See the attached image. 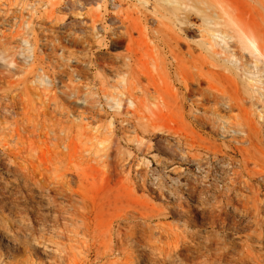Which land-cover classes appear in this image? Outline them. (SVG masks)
I'll use <instances>...</instances> for the list:
<instances>
[{
	"label": "rangeland",
	"instance_id": "374dc122",
	"mask_svg": "<svg viewBox=\"0 0 264 264\" xmlns=\"http://www.w3.org/2000/svg\"><path fill=\"white\" fill-rule=\"evenodd\" d=\"M164 1L0 0V149L9 151L0 150V264H148L149 250L162 256L185 233H200L192 244L204 248L207 218L197 214L224 188L264 202V139L237 143L241 135L230 129L246 125L243 114L254 108L243 93L232 104L229 72L220 63L214 69L209 58L187 54L189 47L194 56H206L201 40L209 31L202 21L217 10L202 15L178 8L185 0ZM230 1L264 28L256 0ZM173 38L181 41L175 46ZM175 52L184 55L180 64ZM197 69L217 72L209 86L190 81ZM109 97L120 99L117 109ZM64 189L87 222L58 238L54 219L65 217ZM177 204L192 210L177 216L170 211ZM130 210L143 212L145 224ZM124 213L128 219L120 222ZM233 218L240 219L227 209L222 219ZM130 221L140 224L137 236L144 232L145 244L123 235ZM252 228L235 235L216 228L215 237L238 249V238ZM250 243L252 255H264V245Z\"/></svg>",
	"mask_w": 264,
	"mask_h": 264
},
{
	"label": "bare ground",
	"instance_id": "6f19581e",
	"mask_svg": "<svg viewBox=\"0 0 264 264\" xmlns=\"http://www.w3.org/2000/svg\"><path fill=\"white\" fill-rule=\"evenodd\" d=\"M185 1L187 3H183V4H179V5L177 4L178 8H180V6L183 5L184 8H182V9H184V10L193 9L196 13H201L202 15H207V14H205V10H209L210 7L214 6L216 8L217 11H215L213 13V16H211V17L206 16L203 18V21H202L203 24L207 27V31H209L208 33H204L207 36L204 37L205 39L203 38V40H201L202 50L204 51V53H206L207 57L203 53H201L202 56L199 53H198L199 54L198 56H194L191 53V51L189 50L190 49L189 47L187 49V54L192 58V60L202 61V60H204V58H207V59L209 58L208 60H210L211 63L210 62H209V64L206 63V64H208V66L212 65L211 67H213L214 64L216 66V63H220L222 67L221 66H218V67H221L220 69L225 68L227 70V72H229L228 74H229L230 78L229 77L228 78L231 80V85L233 87V91L235 94V97L232 98V104L237 105L238 101L240 102V100L243 99V97H241V95H240V93H243L246 95V97L248 99L247 102H249V108H251V107H252V109L254 108L253 111H251L249 109L250 112L247 109H246L247 111L244 110L246 112H244L243 117H245L244 119L246 121V125L244 124L242 126H244V128L246 127L245 129H243L242 126L240 127L239 125H237L238 123L235 124L234 123L235 121L232 120L235 118L237 119V117L234 116V118L231 117L232 118L231 119L229 116L230 119H227L228 121L232 120V123H234V126L232 128V126L230 127V125H232V123L229 122L230 123L229 127H230L231 131L234 134H238V136L241 135L238 137V139L235 142L238 143L242 139L241 142H247V143L251 144L252 142L255 141L256 143L261 144L262 141L260 139L261 138L264 139V28H262L258 24L248 22L242 16V14L239 13L236 6L230 0H207V1H204V0H185ZM164 2H166V1H164ZM169 2H172V1H169ZM188 2H190V3H188ZM195 2L197 4L199 3L203 6L197 7L195 5L196 4ZM249 2H250V0H249ZM255 4L260 5L264 9V6L261 5L262 2L260 0H256ZM253 6H254V4H253ZM255 11H256V9H255ZM257 12L259 15L258 9H257ZM210 14L212 15V13H210ZM177 15H181V14H177ZM246 17L248 18V15H246ZM201 28H204V27H201ZM183 29H185V28H183ZM198 29H200V28H198ZM190 31L194 32V30H191V29H190ZM174 33L175 32H173V34ZM175 38H177V37H175ZM170 39H171V37H170ZM178 40L181 41L180 38ZM178 40L174 41L175 46L177 45ZM199 48H201V47H199ZM169 49H171V47ZM200 50L201 49H199V52H200ZM176 52H175V54L173 53L174 54L173 59L176 60L175 62H177V64H180L183 61L184 55L182 56L180 54V52H178V53H176ZM184 61H186V60H184ZM206 62H208V61L206 60ZM208 68H210V67H208ZM178 69H179V66H178ZM214 69H217V68L215 67ZM196 71L199 72L198 69ZM212 73L213 72H211L210 69L207 70L206 72L200 71L199 74L197 75V77L195 76L196 79L194 80L191 77L190 81H194V83L196 81L198 84L202 80V81H205V85L207 84L209 86L210 80L208 78H210V76L213 75ZM216 73H215V75H216ZM220 74H222V73H220ZM228 74L226 73L225 75H228ZM215 75H213V76H215ZM184 77H185L184 81H186L188 76L184 75ZM218 77H219V75H218ZM223 78H225V77L223 76ZM229 79L227 81H229ZM221 82H222V80H221ZM185 84L186 83L184 82V85ZM213 85H215V84L213 83ZM213 87L214 86H212L210 88H213ZM217 88L215 86V89H217ZM184 89L186 90V88H184ZM220 89L221 88L217 89L216 91H218ZM221 91H222V89L220 90V92ZM217 95H219V94H217ZM221 96H222V94H221ZM225 97H227V96L225 95ZM109 99H111V98L109 97ZM225 99H227V98H225ZM114 100H116L115 97H114V99L113 98L111 99L112 102H114ZM127 100H128L129 106H131V107L134 106L133 101H131L132 99L131 100L127 99ZM220 101H222V102H220ZM220 101H219V103H221L223 105L224 99L223 100L220 99ZM117 102L119 104L120 99H117V101L113 103L112 107L114 106L117 109V106L115 105V104H117ZM216 102H218V101H216ZM228 102H231V100L227 99V102H226L227 105L225 103H224V105H226L230 108V104L228 105ZM241 105H243V103ZM247 106H248V104H247ZM118 107H120V106H118ZM235 107L236 106L234 105V108ZM1 108H2V110H4L3 108H7V106H5V107L1 106ZM213 108H214V106H213ZM215 109H216V111H218L217 107ZM255 109H258V110L255 111ZM5 111H6V109H5ZM219 111H218V113H220ZM218 115H220V114H218ZM218 115L215 114L217 120L218 119L220 120V117ZM225 118H227V117H225ZM238 120L240 122V119H237V121ZM228 121H226V122H228ZM225 124H228V123H225ZM221 126H223V124H221ZM226 127H228V126H226ZM245 145H247V144H245ZM258 149H259V147H258ZM0 150H1V153L4 154V156L7 155L9 152L5 148L0 149ZM260 152L264 156V153L262 152V150H260ZM241 159L243 162H246V159L244 157H242ZM251 163H253V161ZM253 166H255V164ZM261 171L264 172L263 170H261ZM262 177H259V179L261 180V183H264V178H262ZM246 178H247V176H246ZM252 179L253 178L251 176H249V174H248V180L251 181ZM247 184H248L247 181L244 179V185H247ZM263 186H262V184H260L259 187H263ZM64 187L66 188V186H64ZM192 187H194V186H192ZM232 188L229 189L226 187V188H224V190L219 191L218 192L219 197H220L219 200L214 201V199H213L212 200L214 202L213 204L209 205L208 207L201 205L199 208L200 213L197 215L198 216L204 215L207 218L206 219L207 221H205V227L203 226L205 228V230H204L205 238L207 239L204 248H199L197 245L192 244V240L194 239V237L197 234L200 235V233H198V232L197 233H191V234L188 233V235H185L186 234L185 233L183 237L181 236L182 238L180 237V239H179V237H178V240H175V241L173 240L174 244L172 243L173 245L172 246L170 245L168 250L167 251L165 250L166 252L162 256H160V253L157 254V252L156 253H154L155 251L153 252V250L156 249L155 246H153V248H155V249H153L152 252H151V250H149L148 253L144 256L148 260V262H147V260H146V262L148 264H182V263L187 264L188 262L190 264H221V263H223V264H264L263 263L264 262L263 253L259 254V255H252L251 254V246H250V244H251L250 242H254V243L259 244V245H264V202L263 201L258 202V201L252 200V198L249 199L250 197L244 198L243 196H241L242 194L238 193L239 191L234 192V189L232 190ZM234 188H235V186H234ZM243 188H245V187H243ZM246 189H249V188L246 187ZM69 190L70 189L63 191V200L65 201V203H62V204H64L65 208L63 205H61L63 207V210L59 208L60 206L58 207L64 213L63 216H65V217L62 219L63 221L59 222L57 217L54 219L55 223L57 225V228H58V226H61V229L59 227L58 228L59 230L55 231L56 232L55 236L58 238L70 236L71 234H73L75 232V228H81V226H84L85 223L87 222V221L85 222V217H84L85 212H84V214H83L84 216H83L82 213L81 214L77 213L81 210H79V209H78V211L74 210L73 205L70 202L69 193L71 192V190H70V192H69ZM190 190L194 191V190H192V188ZM199 193H201V191ZM201 194H203V192ZM215 199H217V197ZM171 209L172 210H170V211L171 212L173 211L177 216H180V215L183 216L185 213L191 212L192 207L187 205V204H177V205H175V207H173ZM227 209H231L234 216H238L240 219L235 220L233 218V219H231L230 222L229 221L225 222L222 218L224 217L225 211ZM92 210H94V209H92ZM61 211H58V213H60ZM87 211H89V209ZM125 211H123V212H125ZM127 211H126V213L128 214L129 211L128 212ZM130 211H131V213H129V215L132 216V218L137 217V215H138V217H139L138 220L139 221L141 220L140 223L146 222V221H144L146 219V217L142 216L144 214L143 212H139V210L137 212H135L136 210H130ZM126 213H124L125 215H124V217H122V220H120V222L123 221L125 218L128 219V216ZM134 213L137 215H133ZM162 213H163V211H158L157 216L159 214L161 215ZM174 213H171V214H174ZM164 214L167 215V214H169V212L167 211ZM221 215H223V217H221ZM60 216H62V214ZM119 216H121V215H119ZM98 219H100V218L98 217ZM116 220H118V219H116ZM94 221H96V219ZM130 222H132V221H130ZM135 222H132L128 225L126 224L125 226H127L128 232H126V234H123L124 232L121 234L125 235L128 238L127 240H130V241L134 240L136 243L140 242V244L141 243L145 244V243H143V239H146V238H143L144 232L140 233V236H137L136 228H137V225L140 226V224L135 223ZM111 225H112V223H111ZM251 226L253 227L252 228V234L251 233L246 234L242 239L238 238V243H239L237 246L238 249L236 248V246H232L231 244L218 243V241L216 240V237H215L217 235L216 228H220L221 232H222V230L224 231L226 229L227 230L230 229L231 230L230 232H233L235 235L239 232V230H241L243 228L248 229V227H251ZM119 227H121V226H119ZM109 228H111V227H109ZM116 230L118 231V228H116ZM122 230H125V229L123 228ZM142 231H143V229H142ZM112 233H113V231H112ZM117 233L115 234V236L117 235ZM119 235L120 234H118L117 237H119ZM105 236H106V234H105ZM126 237H125V239H126ZM118 239L120 240L122 238H118ZM147 239L150 241V238H147ZM127 240L125 242H128ZM100 243H101V241H100ZM124 244L126 245V243H124ZM127 244L129 245V243H127ZM109 245H111V243ZM150 246H149V249L150 248L152 249V247H150ZM111 247H113V246H111ZM127 247L124 246L123 248H126V250H127ZM111 249H113V248H111ZM119 249H120V247H119ZM108 250H110V248H108ZM104 251H105V249H104ZM106 252H109V251L106 250ZM106 252H104V253H106ZM110 252H112V250ZM131 252H133V251L131 250ZM122 254H124V252ZM125 255L128 257L127 254H124V257H125ZM128 258H127V260H128ZM129 259H130V261L134 260V258H132V259L129 258ZM260 259H262L263 261ZM128 261H127V263H128ZM134 263H135V260H134ZM129 264H131V263L129 262Z\"/></svg>",
	"mask_w": 264,
	"mask_h": 264
}]
</instances>
